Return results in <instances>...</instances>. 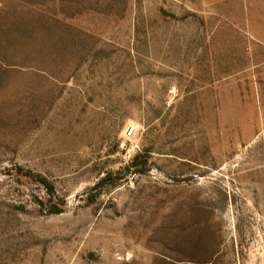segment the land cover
Returning <instances> with one entry per match:
<instances>
[{
    "label": "rangeland",
    "instance_id": "374dc122",
    "mask_svg": "<svg viewBox=\"0 0 264 264\" xmlns=\"http://www.w3.org/2000/svg\"><path fill=\"white\" fill-rule=\"evenodd\" d=\"M0 3V264H147L200 209L223 223L215 264H264V64L224 18L240 0Z\"/></svg>",
    "mask_w": 264,
    "mask_h": 264
},
{
    "label": "crops",
    "instance_id": "0c3cea01",
    "mask_svg": "<svg viewBox=\"0 0 264 264\" xmlns=\"http://www.w3.org/2000/svg\"><path fill=\"white\" fill-rule=\"evenodd\" d=\"M236 0H221L225 11ZM0 3V28L4 27L5 12ZM242 9L244 12L242 13ZM241 13L234 11L224 14L232 25L247 36L246 48L255 58L254 66L264 64V0H240ZM7 19V17H6ZM7 39L0 34V66L4 60L13 58L6 47ZM191 222H183L180 231L163 232L158 236L156 256L147 264H215L223 243V223L221 218L209 209L195 210L190 214Z\"/></svg>",
    "mask_w": 264,
    "mask_h": 264
},
{
    "label": "trees",
    "instance_id": "16d2710c",
    "mask_svg": "<svg viewBox=\"0 0 264 264\" xmlns=\"http://www.w3.org/2000/svg\"><path fill=\"white\" fill-rule=\"evenodd\" d=\"M104 180V179H102ZM38 184H41L43 187H45V191L48 194V199L47 201L50 202V198L52 196H54V190H53V186L52 184L44 177H39L36 179ZM63 202L59 203V204H55V203H51L49 204V209L48 212L49 213H60L62 211V207L60 205H62Z\"/></svg>",
    "mask_w": 264,
    "mask_h": 264
},
{
    "label": "bare ground",
    "instance_id": "6f19581e",
    "mask_svg": "<svg viewBox=\"0 0 264 264\" xmlns=\"http://www.w3.org/2000/svg\"><path fill=\"white\" fill-rule=\"evenodd\" d=\"M125 247V243H119V244H116L115 242V239H110V246H109V249L110 250H122L124 249Z\"/></svg>",
    "mask_w": 264,
    "mask_h": 264
},
{
    "label": "water",
    "instance_id": "95a60500",
    "mask_svg": "<svg viewBox=\"0 0 264 264\" xmlns=\"http://www.w3.org/2000/svg\"><path fill=\"white\" fill-rule=\"evenodd\" d=\"M127 172H125V174H126Z\"/></svg>",
    "mask_w": 264,
    "mask_h": 264
}]
</instances>
